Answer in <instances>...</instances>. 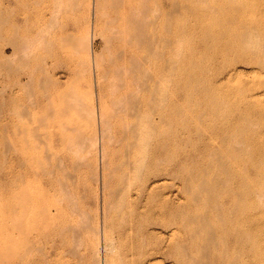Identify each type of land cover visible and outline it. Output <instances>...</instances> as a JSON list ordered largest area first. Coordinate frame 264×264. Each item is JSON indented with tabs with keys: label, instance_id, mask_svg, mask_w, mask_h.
I'll return each instance as SVG.
<instances>
[{
	"label": "rangeland",
	"instance_id": "374dc122",
	"mask_svg": "<svg viewBox=\"0 0 264 264\" xmlns=\"http://www.w3.org/2000/svg\"><path fill=\"white\" fill-rule=\"evenodd\" d=\"M160 3L166 11L173 8L171 0ZM177 3L180 12L169 17L167 56L157 62V66L166 61L171 64L162 83L166 160L160 167L147 166L142 177L125 187L120 173L122 120L112 116L108 122V168L101 166L99 140L95 145L99 149L90 141L98 129L97 114V120H92L90 111L94 101L97 104L93 58L104 59L110 50L103 38V23L97 22L95 0L58 4L53 18L43 0H0V264H6L8 256L12 264L17 262L19 238L12 220L18 216L14 206L20 197L39 201L37 205L51 213L53 206L64 205L60 214L47 219L48 232L56 223L84 226L77 228L81 242L72 235V241L69 239L71 244L78 243V253L62 255V264H105V257L111 262L106 260V264H264V0ZM6 63L16 67L12 75H5ZM30 74L28 84L14 85L19 77L22 82L28 80ZM42 77L55 80L51 104L55 115L37 126V118L43 119L47 106L29 103L44 91L38 81ZM11 83L12 104H8ZM149 112L147 116L153 115ZM33 121L37 126L34 134L45 131L42 138L46 142L31 147L25 141L21 148L20 139L32 135ZM45 133L50 134L48 140ZM9 141L11 152L6 151ZM20 156L35 157L38 176L24 172L29 181H14L9 190L7 166L15 170ZM158 168L162 177L156 176ZM139 190L142 196L137 198ZM237 193L242 194L240 204ZM12 206L11 220L8 209ZM130 211L134 214L129 217ZM103 219L110 226L113 245L107 253L112 254L102 248ZM134 219L139 224L142 221L141 230L147 237L141 254L135 249V227H127L128 220L137 223ZM238 227L247 234L242 242L236 238L243 231L236 235ZM9 232H13L11 241ZM209 235L211 243L207 242ZM47 237L42 243L46 247L44 264H51L56 256L50 247L51 236Z\"/></svg>",
	"mask_w": 264,
	"mask_h": 264
},
{
	"label": "bare ground",
	"instance_id": "6f19581e",
	"mask_svg": "<svg viewBox=\"0 0 264 264\" xmlns=\"http://www.w3.org/2000/svg\"><path fill=\"white\" fill-rule=\"evenodd\" d=\"M43 1L46 2V5H47L46 7H47V10H48L51 18H53L54 13L56 12L55 9H57L56 7H58V4L59 5L60 4L66 5V2H68V0H43ZM160 2H159V0H95L96 18L98 20L97 22L102 21V23H103V26H104L103 38H104V41H105L108 49L110 48V50L108 51V55L104 59H103V57L99 58V56H94V58H93V66H94V71H95L94 72L95 73L94 79H95V86H96V90H97V91H95V93L97 92L96 93V103L97 104H95V106L97 105V111L95 110V106L93 105L95 103V101L91 105L90 111H91L92 120L94 118L96 119V114H97L98 125L97 124L96 125L98 126V129H97V133H94L93 140L90 139V141L92 142L91 145L94 148V146L97 143V140H99L98 142L100 144H98V145L100 148V152H99L100 155L99 156H100L101 166H102V168L107 167L106 164H108V161H109V159L107 158L108 157L107 155H108V153H110V152H107L106 151L107 148H105V146H106L105 138H106V133H107L108 127H109L108 124L110 125V123H108V122L110 121V118L112 119V116L113 117L118 116L122 120L121 129H119L120 130L119 140L123 141V150L121 152V161H122L121 166H123V167H122L120 173H121V176L123 179V180H121V181H123L122 184L125 187L130 186L132 179H136L138 176L140 177L141 176L140 173L141 172L143 173V169L145 170V168L147 166H155L156 165L157 167H160V166L164 165L163 163L166 160L165 159L166 112H165V105H164L165 102H164V94H163L164 89H162V83L165 82L164 74L166 71L168 72V69L170 68L171 64L168 63V64H170V66H169L167 64V61H166L165 64L163 62H161L160 64H158L159 66H157V62H159L161 60L163 61L164 57L167 56V55H165L166 51H164V50L168 44V41L170 40V39L168 40V34H167L169 32L168 31L169 30L168 29L169 21L171 20V19H169V17L170 16L173 17L175 14L179 13L181 10L180 9L181 6L177 3V0H171V4H172L173 8H172V10L166 11V10H164V8L161 9L162 5H159ZM177 18H179V17H177ZM170 33H171V31H170ZM169 43H170V41H169ZM21 44H23V43H21ZM12 45L14 48H16V44L14 42ZM17 48L15 50H18ZM20 49H21V47H20ZM19 52L16 51V53H18L17 55H19V57L16 55H14V56H16L17 58H20L21 55ZM12 58H14V60H15V57H13V55H12ZM7 59L10 60L9 58H7ZM4 61L6 62L7 60H4ZM86 61H88V60H86ZM11 63H13V62L11 61ZM2 66H3V64H2ZM15 68L16 67H14L13 65L6 63L4 66V70H6L5 75H6V73H7V75H8V73L9 74L11 73L10 75H12ZM8 78H10V76H8ZM29 78H31V74H30V77H28V80H25V82H22L23 79L21 80L19 77L18 81L15 84L13 82V84L17 85L19 87L21 85L22 86L26 85L24 83H27L29 81ZM47 78H49V77H47ZM39 80H40L42 86L44 87V89H43L44 91H42V93L39 95V97L34 99L35 100L34 102L29 100L30 101L29 104L35 105L37 107L39 104L43 103L45 106L44 108H46V106H47V109H46L45 114H43L44 120L39 118V117L37 118L38 119L37 120V126H38V124L44 125L42 123V121L43 122L50 121V119L55 115L54 111H52L53 105L51 106L53 87L55 85V80L51 79V80H48L49 81L48 82L47 79L43 78V77L38 79V81ZM13 84L11 83V85L9 86L8 92L6 91L7 97H8V104H12ZM14 87H16V86H14ZM93 89H91V90H93ZM28 97L30 98V96H28ZM165 99H166V97H165ZM107 100L111 101V104H112L111 108L108 107ZM77 105H79V104H77ZM24 107H25V105H24ZM147 111H148V113H150L149 111H151V114H153L154 116L150 115V114H149V116H147L146 115ZM25 112H26V110H25ZM28 112H26V113H28ZM39 119H41V123H38V122H40ZM33 122H34V124L30 127V131L32 130V135L25 137V138L22 137L20 139L21 141L19 144H22V145H20L21 148L24 147L25 141H26L25 143H28L31 147H36L41 140L43 141L42 143L46 142V140H44L42 138V135L44 134L45 131L43 132L42 135L39 132H37V134L39 133L38 135L36 133L34 134V132L37 130V126L35 127V125H36L35 121H33ZM41 125H39V126H41ZM45 125H46V123H45ZM35 128H36V130H35ZM33 130H35V131L33 132ZM45 137H46V139L49 138L50 134L45 133L44 138ZM107 138H108V135H107ZM110 138L113 139L111 136H110ZM15 143L16 142H14V144ZM15 146H17V145H15ZM21 148H20V150L22 151L23 149H21ZM95 148H98V146L97 147L95 146ZM11 150H13V145L9 141V142H7V145H6V151L11 152ZM14 153H16V152H14ZM21 153H23V152H21ZM97 154H98V152H97ZM34 162H35V157H33V156H32V158L29 156L25 157V158L20 156V158L17 162L18 163L17 167L15 166L16 167L15 170L13 167H11V165L9 163L10 166H7V170H6L7 186L8 185L12 186L14 181H18L20 184L24 183L26 179H27V181H29L28 178L25 179V177H26L25 174L28 173L27 171H30V172L34 173V175L38 176L37 174L39 171L36 172V170L39 168L35 169ZM97 163H98V160H97ZM96 166H98V165H96ZM121 166H120V168H121ZM46 167H47V163H46ZM41 168H43V167H41ZM148 168H151V167H148ZM163 168H164V166H163ZM43 169L45 171V168H43ZM43 169H42V171H43ZM46 169H49V171H47V170L46 171L50 172L51 168H46ZM158 169L160 171V168H158ZM162 171H163V169H162ZM13 172H15V174ZM24 172H25V174H24ZM106 173H107V171H106ZM160 173H161V171L159 173H157L156 176H161L162 173L161 174ZM102 174H104V173H102ZM28 175L32 176V174H28ZM42 175H44V172ZM102 177H104V176L102 175ZM30 179H32V178H30ZM36 179H39V178H36ZM45 180H46V177H45ZM57 181H60V180H57ZM105 181H106V179H105ZM58 183H61V182H58ZM59 185H60V188H62V190H63L64 187H63L62 183ZM59 185L57 188H59ZM61 185H62V187H61ZM64 185L66 187V184H64ZM105 185H106V183H105ZM246 187L247 186H245V188ZM121 188H123V187H121ZM121 188H120V190H121ZM9 190H10V187H9ZM118 190H119V188H118ZM141 190H139L137 192V198H140L142 196ZM246 190H247V188H246ZM32 191H33V189H32ZM66 191L67 190L65 188L64 192H66ZM18 192H19V190H18ZM66 193H68V192H66ZM109 193H112V192H109ZM238 193H240V192H238ZM38 194L39 193H37V196H38ZM143 194H144V192H143ZM242 194H238L239 198H238L237 202L239 204H240L239 200L243 199V198H241ZM66 195L67 194H65V196ZM236 197H238V196H236ZM68 199H70V197ZM137 200L139 201V199H137ZM38 202H36L34 199H31V198L29 199L26 197H20V199L17 202V205L14 206V207H17L16 209L18 210V216L16 218L13 217L14 220H16V221L12 220V218H11L12 211H14L15 208L12 206L10 209H8L10 219L12 220V222H14L12 225L13 229H16L17 234H18L17 236L19 238V253L17 255L18 256L17 262L14 264H44V263H47V261L45 259V257H46V253H45L46 249L45 248L46 247L44 248V246H43L44 245L43 240L45 238H47V240H48V237H47L48 235L51 236L50 242H52V243H51L50 247L53 248V249L51 248V250L54 251V254L56 256V258L53 262L50 260V262H52L51 264H62L60 262V259H61L60 257L62 255H64V256L65 255H74L75 256V253L76 252L78 253V251L76 250V245L78 244L77 243L78 241L81 242V240H79V238L81 236V234H79V233L81 231H79L80 229L78 227H80L82 230L84 226L82 225L83 226L82 227L81 225H79L80 224L79 223L75 227L74 224H73L74 226H71L70 224L66 223L65 221H62L65 223H60V224L56 223L55 226L52 224V227H53L52 229H50L51 227H49L50 225L48 224L49 225L48 227L50 229V231H49L50 233H49L47 231L48 228H46L47 224H45V223H47V219L51 216V214L54 216L55 215L57 216V214H60V212L62 211L61 207L63 204H60L61 206H58V205L53 206L54 211H52V213H51L50 209L39 207L37 205ZM237 202L235 204H237L238 210H239L240 205H238ZM243 202L244 201H241V203H243ZM59 203H60V201H59ZM72 205L74 207V204H72V203L70 204V202H69V206L71 207ZM105 206H107L106 208H109L108 205H105ZM68 207H67V209H68ZM73 207H72V210H73ZM242 207L243 206H241V208ZM63 208H64V205H63ZM110 208H112V207H110ZM67 209H66V211L68 212ZM216 209H217V207H216ZM104 210H105V208H104ZM236 210H237V208H236ZM105 211H107V210H105ZM75 212H76L75 210L72 211V213H75ZM106 213L107 212H105V214L104 215L102 214V215L104 217H106L107 216ZM138 213H140V211ZM6 214L8 216V212ZM133 214H134V212L130 211L128 216L130 217ZM124 218L127 219V217H124ZM106 221H108V220L103 219V221H102L103 223L101 222L102 226L100 228L101 229L100 231L102 233L101 238H102V242H103V245L102 244L101 245L103 246L102 248L104 249V251H106V253H107V251L112 249L113 244L111 245V243L113 241L112 242H110V241L113 239H109V237H110V235H109L110 226ZM123 221H125V220H123ZM128 221L129 222L127 225H129V226L126 225L127 227H129V228L135 227L134 228L135 230H133L136 232V233L134 232V234H136V237H137V239H135V237L133 236L135 241H136V242H134L135 243V249L137 250V252H140V254H141V252L144 249V244H145L144 240L147 238L146 235L144 236V234L142 233V230H141L142 225L140 226V224H142L141 223L142 221L140 222V224L138 223L139 220L138 221L136 220L137 223H135V224L131 220H128ZM136 221L134 219V222H136ZM75 223H78L77 220ZM81 223H85V222H81ZM86 224H84V225H86ZM129 228H127V229H129ZM140 230H141V233H140ZM238 230L239 231L243 230V231L238 232ZM235 231H236L235 234L237 232L239 233V235L236 234V235H238V236H236V238H238V239L240 238L241 242L243 239L244 240L246 239L247 234L245 236L244 229H239V227H238V229ZM127 234L129 235V232H127ZM71 235L73 236V239L75 238V240L77 241V242H75L73 240L75 244L74 243L71 244L69 241V239L71 240V238H70V237H72ZM143 236H144V238H143ZM98 237H99V235L97 236V238ZM8 238L10 241L12 240L13 232H9ZM98 239L100 242V238H98ZM211 239H212V237H211V235H209L207 237V240H208L207 242L209 243L210 241H212ZM45 241H46V239H45ZM42 243H43V245H42ZM6 246H9V245H6ZM145 246H146V244H145ZM50 247H48L49 250H50ZM11 250H12V247H11ZM254 250H255V248H254ZM53 251H52V253H53ZM160 252H162V251H160ZM94 253H96V252H94ZM109 253H111V252H109ZM109 253H107V254H109ZM103 254H105V253L103 252ZM7 255H10V254H7ZM48 255L50 256L51 254H48ZM162 255H165V253ZM78 257H77V259H78ZM106 258L107 257L103 258L105 264L107 262L106 260H108ZM109 260H108V262H109ZM62 261H63V259H62ZM7 263L12 264V260L9 259V256H8V259H6V264ZM109 263H111V262H109ZM48 264H49V261H48ZM237 264H239V263H237Z\"/></svg>",
	"mask_w": 264,
	"mask_h": 264
}]
</instances>
